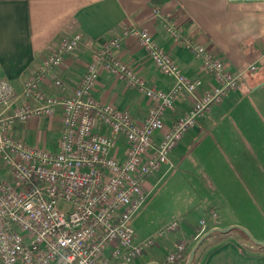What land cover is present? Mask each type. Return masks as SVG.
<instances>
[{
	"label": "crops",
	"instance_id": "obj_1",
	"mask_svg": "<svg viewBox=\"0 0 264 264\" xmlns=\"http://www.w3.org/2000/svg\"><path fill=\"white\" fill-rule=\"evenodd\" d=\"M168 20L176 24L183 36L220 58L226 70L240 72L252 64L256 71L245 73L238 87L184 134L169 153L174 169L167 171L165 164L146 179L144 187L153 196L133 217L136 238L153 236L172 219L179 220V225L126 264H168L165 257L179 241L191 242L187 256L197 241L199 220L208 218L212 210L217 218L208 220L204 233L215 227L240 226L264 242V2L0 0V79L8 81L17 94L61 41L76 33L81 34L82 45L66 55L39 85L46 97L61 99L70 95L92 54L114 37L121 38L118 56L148 86L171 89L174 79L155 67L135 36H124V31L132 28L146 29L182 73L199 82L196 92L201 94L214 83L213 76L190 50L173 41L166 30ZM56 80L61 85H56ZM92 95L100 103L129 112L138 124L152 106L141 91L104 69L99 70ZM192 102L186 91L176 94L173 106L163 115L164 129L155 133L156 143L160 133L187 112ZM18 104L38 105L33 98H21ZM95 130L109 133L101 123ZM10 133L30 147L56 152L62 133L61 110L45 117L16 120ZM40 133H44L45 144L38 141ZM117 145L116 153L122 158V136H118ZM9 178L8 168L0 161V179ZM161 197L169 206L155 209L154 203ZM193 264H264V247L256 245L239 228L214 232L199 246Z\"/></svg>",
	"mask_w": 264,
	"mask_h": 264
},
{
	"label": "built area",
	"instance_id": "obj_2",
	"mask_svg": "<svg viewBox=\"0 0 264 264\" xmlns=\"http://www.w3.org/2000/svg\"><path fill=\"white\" fill-rule=\"evenodd\" d=\"M166 30L174 42L190 50L203 69L212 74L214 83L203 93L196 92L199 82L185 76L151 34L139 28L125 30L124 36H135L155 67L174 79L171 89L148 86L118 56L121 38L114 37L92 54L70 95L61 99L46 97L39 85L66 55L82 45L80 33L61 41L24 83L20 94L8 81L0 79V161L10 172L9 179H0V264H126L154 246L155 239L177 229L179 223L173 219L153 236L136 238L132 220L149 196L144 187L146 179L165 164L167 171L175 168L169 153L184 134L210 108L220 104L229 91L235 90L245 73L255 72L256 66L250 64L233 73L204 46L183 36L173 21L166 22ZM101 69L150 99L152 106L141 124L129 112L94 99L92 90ZM55 84L59 86L61 82L56 80ZM181 90L192 96V105L167 131L160 133L156 143L155 133L164 129L163 115ZM21 98H33L38 105L21 106ZM56 109L61 110L62 125L56 152L30 147L10 133L16 120L53 115ZM97 123L109 133L96 131ZM118 136L125 142L122 158L116 153ZM216 218L212 210L208 218L200 219L195 239L204 233L208 220ZM190 244L179 241L165 262L183 261Z\"/></svg>",
	"mask_w": 264,
	"mask_h": 264
},
{
	"label": "water",
	"instance_id": "obj_3",
	"mask_svg": "<svg viewBox=\"0 0 264 264\" xmlns=\"http://www.w3.org/2000/svg\"><path fill=\"white\" fill-rule=\"evenodd\" d=\"M233 228H239L240 230H242L256 245L264 247V242H260L258 240H256L246 229L240 227V226H232V227H228V228H212L210 230H208L207 232L203 233L196 241V243L194 244V246L191 248L189 254H188V258L187 261L185 262V264H193L194 260H195V254L199 248V246L202 244V242L208 237L210 236L212 233L214 232H221V233H227L230 230H232ZM149 264H158V263H149Z\"/></svg>",
	"mask_w": 264,
	"mask_h": 264
},
{
	"label": "rangeland",
	"instance_id": "obj_4",
	"mask_svg": "<svg viewBox=\"0 0 264 264\" xmlns=\"http://www.w3.org/2000/svg\"><path fill=\"white\" fill-rule=\"evenodd\" d=\"M45 136H44V133H40L39 135H38V141H41L42 143L44 142V144H45ZM29 145H32V144H29ZM162 190V189H161ZM160 191V190H159ZM158 191V192H159ZM153 196V194L152 195H150V196H148V198L150 199L151 197ZM160 197V196H159ZM160 199H158L155 203H154V205H155V209H159V210H162V209H164L165 207H168L169 206V203L166 201V200H162V197H161V202H160V204H157L158 203V201H159ZM147 202V201H146ZM202 218H204V216L202 217ZM201 218V219H202ZM173 220V219H172ZM177 220V219H176ZM178 221V223H179V220H177ZM198 226H199V224H198ZM262 241H264V240H262ZM187 258H188V254H187V256H185V262L187 261ZM185 262L183 263V264H185Z\"/></svg>",
	"mask_w": 264,
	"mask_h": 264
}]
</instances>
